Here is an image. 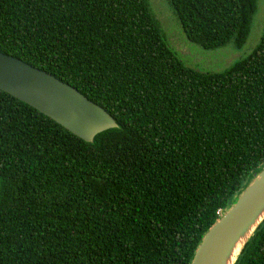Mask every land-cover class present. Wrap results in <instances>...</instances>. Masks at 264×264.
I'll list each match as a JSON object with an SVG mask.
<instances>
[{"label":"trees","instance_id":"1","mask_svg":"<svg viewBox=\"0 0 264 264\" xmlns=\"http://www.w3.org/2000/svg\"><path fill=\"white\" fill-rule=\"evenodd\" d=\"M257 0H168L186 38L241 47ZM0 51L110 113L86 142L0 90V264H189L264 164V30L185 65L148 0H0ZM235 264H264V221Z\"/></svg>","mask_w":264,"mask_h":264},{"label":"water","instance_id":"2","mask_svg":"<svg viewBox=\"0 0 264 264\" xmlns=\"http://www.w3.org/2000/svg\"><path fill=\"white\" fill-rule=\"evenodd\" d=\"M0 90L27 103L77 137L118 127L116 119L77 88L44 69L0 51ZM264 221V164L203 234L189 264H235Z\"/></svg>","mask_w":264,"mask_h":264},{"label":"rangeland","instance_id":"3","mask_svg":"<svg viewBox=\"0 0 264 264\" xmlns=\"http://www.w3.org/2000/svg\"><path fill=\"white\" fill-rule=\"evenodd\" d=\"M152 15L170 48L182 62L202 71L221 72L237 60L247 57L259 43L264 30V0L256 1L246 41L237 47L231 40L223 46L204 48L189 41L168 0H148Z\"/></svg>","mask_w":264,"mask_h":264},{"label":"built area","instance_id":"4","mask_svg":"<svg viewBox=\"0 0 264 264\" xmlns=\"http://www.w3.org/2000/svg\"><path fill=\"white\" fill-rule=\"evenodd\" d=\"M221 213V212H220Z\"/></svg>","mask_w":264,"mask_h":264}]
</instances>
